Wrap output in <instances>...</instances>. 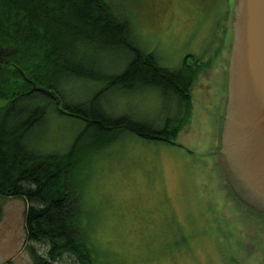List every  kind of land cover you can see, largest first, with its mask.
Masks as SVG:
<instances>
[{
	"label": "rangeland",
	"instance_id": "374dc122",
	"mask_svg": "<svg viewBox=\"0 0 264 264\" xmlns=\"http://www.w3.org/2000/svg\"><path fill=\"white\" fill-rule=\"evenodd\" d=\"M108 1L162 67L180 70L193 54L201 67L187 109L176 94L153 87L105 93L103 107L114 118L126 115L158 130L184 119L176 146L125 131L102 150L87 156L83 151L79 164L68 168L93 264H264V212L239 201L220 158L235 0ZM130 61L122 51L107 53L97 69L117 75ZM103 87L99 81L73 80L63 95L70 104H81ZM48 110L35 144L43 154L63 156L85 122ZM83 139L85 146L94 135ZM29 206L24 199H0V264H32ZM61 263L78 264L67 254Z\"/></svg>",
	"mask_w": 264,
	"mask_h": 264
},
{
	"label": "trees",
	"instance_id": "16d2710c",
	"mask_svg": "<svg viewBox=\"0 0 264 264\" xmlns=\"http://www.w3.org/2000/svg\"><path fill=\"white\" fill-rule=\"evenodd\" d=\"M117 51L131 56L122 73L108 75L97 69L105 54ZM191 57V64L186 60L180 70L162 67L156 54L140 47L131 25L108 0H0V199L30 204L26 227L32 264H62L66 254L78 264L94 263L77 219L79 199L66 172L79 164L82 154L104 149L125 131L176 146L184 118L153 129L126 115L112 117L103 98L112 90L153 87L176 94L187 109L189 88L201 67ZM73 80L99 81L104 87L93 99L70 104L63 91ZM50 107L85 122L63 156L43 154L35 144L48 123ZM89 132L94 140L83 146Z\"/></svg>",
	"mask_w": 264,
	"mask_h": 264
},
{
	"label": "water",
	"instance_id": "95a60500",
	"mask_svg": "<svg viewBox=\"0 0 264 264\" xmlns=\"http://www.w3.org/2000/svg\"><path fill=\"white\" fill-rule=\"evenodd\" d=\"M234 14L220 158L239 201L264 212V0H235Z\"/></svg>",
	"mask_w": 264,
	"mask_h": 264
},
{
	"label": "flooded vegetation",
	"instance_id": "af4514ba",
	"mask_svg": "<svg viewBox=\"0 0 264 264\" xmlns=\"http://www.w3.org/2000/svg\"><path fill=\"white\" fill-rule=\"evenodd\" d=\"M234 13V12H233ZM194 55V54H193ZM193 55H191V56H193ZM198 61H200V60H198ZM184 65V64H183Z\"/></svg>",
	"mask_w": 264,
	"mask_h": 264
}]
</instances>
